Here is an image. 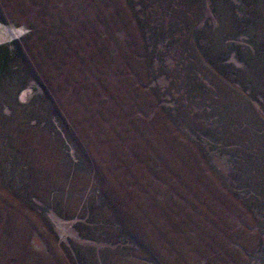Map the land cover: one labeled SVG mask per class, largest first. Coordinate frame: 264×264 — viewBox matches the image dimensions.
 Masks as SVG:
<instances>
[{
	"label": "rangeland",
	"instance_id": "rangeland-1",
	"mask_svg": "<svg viewBox=\"0 0 264 264\" xmlns=\"http://www.w3.org/2000/svg\"><path fill=\"white\" fill-rule=\"evenodd\" d=\"M0 264H264V0H0Z\"/></svg>",
	"mask_w": 264,
	"mask_h": 264
}]
</instances>
